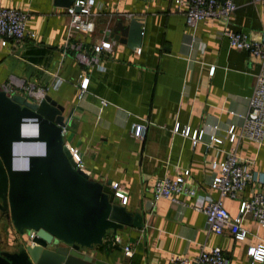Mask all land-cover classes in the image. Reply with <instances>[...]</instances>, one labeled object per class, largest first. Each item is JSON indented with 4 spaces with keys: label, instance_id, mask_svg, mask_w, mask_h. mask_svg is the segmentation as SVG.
Here are the masks:
<instances>
[{
    "label": "crops",
    "instance_id": "crops-1",
    "mask_svg": "<svg viewBox=\"0 0 264 264\" xmlns=\"http://www.w3.org/2000/svg\"><path fill=\"white\" fill-rule=\"evenodd\" d=\"M95 2L102 9L93 33L69 36L65 8L55 6L54 0H0V7L25 12L26 28L34 33L33 38L5 46L0 40V89L10 84L20 94L21 83L48 88L46 95L67 118L64 143L79 150L82 170L102 183H118L126 196V202L118 204L141 216V227L109 230L102 245L86 253L106 264H167L172 253L194 256L204 244L221 247L227 264H264V257L253 261L247 254L250 246L264 243V228L251 216L242 222L248 234L238 240L230 228L221 234L205 231L202 212L186 208L179 213L168 199L148 207L153 182L183 169H189V180L199 194L218 198L208 185L212 162H222L233 144L224 137L222 144L208 147L207 133L215 123H233L238 132L259 66L248 51L231 47L216 33L227 27L259 35L264 30L263 3L235 0L236 10L227 23L202 20L192 26L174 0ZM120 19L141 23V44L132 49L108 38L113 48L101 56L103 70L84 67L73 50L65 51L76 37L90 49ZM81 74L89 82L79 96ZM55 77L62 83L53 89ZM101 99L107 104L101 105ZM141 121L147 130L137 138L130 125ZM186 129L188 135L182 132ZM195 130L205 133L196 144L191 139ZM237 154L252 171L264 174V139L259 146L242 139ZM252 188L246 186L241 197H249ZM223 205L235 216L240 201L224 198ZM126 244L132 248L131 257L123 253Z\"/></svg>",
    "mask_w": 264,
    "mask_h": 264
},
{
    "label": "water",
    "instance_id": "water-1",
    "mask_svg": "<svg viewBox=\"0 0 264 264\" xmlns=\"http://www.w3.org/2000/svg\"><path fill=\"white\" fill-rule=\"evenodd\" d=\"M73 1L54 5L66 8ZM124 21L106 37L135 49L141 23ZM62 110L48 95L34 102L0 89V197L19 234L33 233L27 242H13V251H0V264H106L86 251L102 245L109 230L141 227V216L118 204L110 181L102 183L76 166L64 143ZM20 147L27 150L17 163Z\"/></svg>",
    "mask_w": 264,
    "mask_h": 264
},
{
    "label": "built area",
    "instance_id": "built-area-1",
    "mask_svg": "<svg viewBox=\"0 0 264 264\" xmlns=\"http://www.w3.org/2000/svg\"><path fill=\"white\" fill-rule=\"evenodd\" d=\"M148 1V0H140ZM260 1L264 5V0ZM176 7L182 10L189 25L195 26L198 21L220 20L227 23L236 10L235 0H174ZM78 8V10H77ZM102 9V4L95 0H74L65 8L68 16L67 33L73 35H90L95 29V19ZM27 15L25 12L0 7V40L1 45L18 43L26 38H33L34 33L26 28ZM217 38H227L231 47L248 51L258 63V72L255 75V82L252 92L245 98V110L238 124V132H235V124L228 123L226 127L220 124L210 125L211 131L207 133L206 144L208 147L220 145L224 137L233 145L224 153V160L220 163L212 162V173L208 181L211 189L218 192V198H211L208 195H201L197 188L189 180V169H183L174 176L157 178L153 182L152 196L148 200V207L152 208L159 199H168L177 205L181 213L186 208H192L205 215V231L221 234L225 228L234 231V237L242 240L248 234V230L242 222L246 216L253 219L264 228V174L256 173L249 168L248 161H242L237 154V146L242 139L250 140L258 146L264 139V30L257 36L251 37L241 31H233L227 27L217 31ZM190 47V43H187ZM66 48L74 51L75 57L84 67H95L103 70L101 56L103 53H110L113 43L106 37L92 43L90 49H86L84 41L76 37L72 43H67ZM213 71V67L211 68ZM80 94L87 89L89 78L79 76ZM62 83V79L55 77L51 88L56 89ZM2 89L9 94H16L10 84L2 86ZM20 94L29 97L34 102H39L46 96L48 88L36 86L33 83H21L17 86ZM101 105H106L104 99ZM132 134L137 138H143L147 130V123L141 121L130 125ZM184 135L189 134V129L182 131ZM223 132L225 134H223ZM203 130H195L191 134L194 144L204 138ZM71 157L76 166L83 169L82 157L77 148L68 147ZM253 185L249 197H241L246 186ZM115 190L121 204L126 202V196L119 191L116 182L110 184ZM184 198H191L193 201L187 203ZM238 199L240 205L235 216L223 205V199ZM123 253L127 257L133 255L132 248L126 244L123 246ZM247 254L253 261L262 260L264 257V243L257 246H250ZM167 264H227L223 251L219 246L207 247L201 244L199 251L194 256L172 253Z\"/></svg>",
    "mask_w": 264,
    "mask_h": 264
},
{
    "label": "flooded vegetation",
    "instance_id": "flooded-vegetation-1",
    "mask_svg": "<svg viewBox=\"0 0 264 264\" xmlns=\"http://www.w3.org/2000/svg\"><path fill=\"white\" fill-rule=\"evenodd\" d=\"M7 202L0 197V251H13L14 249L10 246L13 242H19L23 240L27 242L28 237H32L33 233L24 230L23 235L12 226L10 219L7 216Z\"/></svg>",
    "mask_w": 264,
    "mask_h": 264
},
{
    "label": "rangeland",
    "instance_id": "rangeland-1",
    "mask_svg": "<svg viewBox=\"0 0 264 264\" xmlns=\"http://www.w3.org/2000/svg\"><path fill=\"white\" fill-rule=\"evenodd\" d=\"M32 149H33V147H31ZM27 149L26 148H18L17 149V159H16V161H17V163H21V160H22V154L26 151ZM26 153V152H25Z\"/></svg>",
    "mask_w": 264,
    "mask_h": 264
},
{
    "label": "bare ground",
    "instance_id": "bare-ground-1",
    "mask_svg": "<svg viewBox=\"0 0 264 264\" xmlns=\"http://www.w3.org/2000/svg\"><path fill=\"white\" fill-rule=\"evenodd\" d=\"M21 148V147H20Z\"/></svg>",
    "mask_w": 264,
    "mask_h": 264
}]
</instances>
